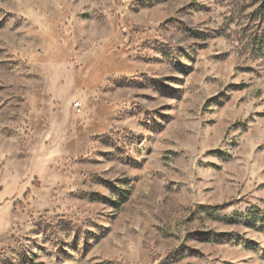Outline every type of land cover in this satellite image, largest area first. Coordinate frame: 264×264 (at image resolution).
<instances>
[{"label": "rangeland", "instance_id": "1", "mask_svg": "<svg viewBox=\"0 0 264 264\" xmlns=\"http://www.w3.org/2000/svg\"><path fill=\"white\" fill-rule=\"evenodd\" d=\"M0 264H264V0H0Z\"/></svg>", "mask_w": 264, "mask_h": 264}]
</instances>
